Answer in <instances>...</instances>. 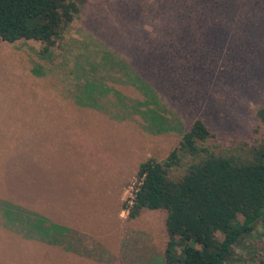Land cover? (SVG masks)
<instances>
[{
  "label": "rangeland",
  "instance_id": "374dc122",
  "mask_svg": "<svg viewBox=\"0 0 264 264\" xmlns=\"http://www.w3.org/2000/svg\"><path fill=\"white\" fill-rule=\"evenodd\" d=\"M73 1L79 12L51 58L40 56L41 42L0 40V264H163L166 211L143 209L132 219L125 211L137 168L164 159L178 144L179 122L185 131L197 118L216 145L264 143L255 114L264 107V0ZM106 49L142 67L175 130L153 134L138 115L114 117L113 92L97 107L74 102L78 58L128 99L144 98L133 84H120L119 67L101 65ZM6 204L44 225L63 224L66 237L31 238L9 222ZM263 230L261 220L238 253L261 247ZM9 244L34 249L5 252Z\"/></svg>",
  "mask_w": 264,
  "mask_h": 264
},
{
  "label": "trees",
  "instance_id": "16d2710c",
  "mask_svg": "<svg viewBox=\"0 0 264 264\" xmlns=\"http://www.w3.org/2000/svg\"><path fill=\"white\" fill-rule=\"evenodd\" d=\"M78 12V3L73 0H0V40L41 42L40 56L49 59L62 47ZM102 59L101 65L108 66V72L119 67L121 85L133 84L144 98L128 99L105 84L112 81L104 80L109 77L106 73L88 69L78 58L72 69L77 83L72 84L71 92L77 105L97 107L104 95L113 92L117 109L112 112L114 117L129 120L138 115L141 127L153 134L175 130L170 119L160 112L156 90L143 78L139 64L136 69L130 60L113 56L108 49ZM87 72L92 74L91 80L82 75ZM32 73L48 75L41 68H33ZM62 89L70 91L64 86ZM255 114L264 123V107H258ZM175 131L181 133L178 144L164 159L147 158L139 164L128 217L135 218L143 209L166 211L168 240L163 264H264V230L261 247H254L246 256L237 251L243 248V239L253 233L257 223L264 221V143L216 145L215 133L201 118L185 131L179 122ZM182 165L180 176H173V171ZM4 214L9 222L22 224L31 238L41 234L56 242L57 238L66 237L69 230L54 222L44 225L37 214H22L15 205L6 204Z\"/></svg>",
  "mask_w": 264,
  "mask_h": 264
},
{
  "label": "crops",
  "instance_id": "0c3cea01",
  "mask_svg": "<svg viewBox=\"0 0 264 264\" xmlns=\"http://www.w3.org/2000/svg\"><path fill=\"white\" fill-rule=\"evenodd\" d=\"M59 248L58 250L59 251H68V253H72V248L70 246H65V244H53V248ZM68 247V248H67ZM23 248H26L25 251H27V249L29 250L30 248L34 249V247H30L29 245H17L15 248H14V245L12 244H9L7 246V249L5 250L8 251V252H22L24 251ZM61 249V250H60ZM73 254V253H72ZM14 258V255L11 257L10 256V259H13ZM17 258V257H15Z\"/></svg>",
  "mask_w": 264,
  "mask_h": 264
},
{
  "label": "built area",
  "instance_id": "2783aa9c",
  "mask_svg": "<svg viewBox=\"0 0 264 264\" xmlns=\"http://www.w3.org/2000/svg\"><path fill=\"white\" fill-rule=\"evenodd\" d=\"M136 185H137V182H136ZM136 185L135 187L132 189V192L127 200V204H126V207H125V211L128 212L129 208L131 207L132 203H133V197H134V192L136 190Z\"/></svg>",
  "mask_w": 264,
  "mask_h": 264
}]
</instances>
